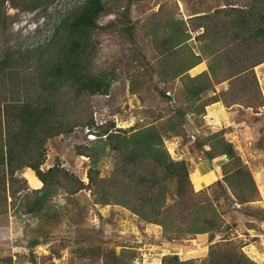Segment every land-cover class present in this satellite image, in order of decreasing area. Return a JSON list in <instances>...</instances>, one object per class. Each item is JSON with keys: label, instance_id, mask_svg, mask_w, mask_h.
<instances>
[{"label": "trees", "instance_id": "obj_1", "mask_svg": "<svg viewBox=\"0 0 264 264\" xmlns=\"http://www.w3.org/2000/svg\"><path fill=\"white\" fill-rule=\"evenodd\" d=\"M56 1L0 0V47L6 44L0 54V216L12 209L15 216H27L38 223L27 245L29 249L52 242L45 225L59 223L54 201L60 194L75 196L90 191L95 205L123 207L146 224L160 227L162 239L169 242L219 232L224 213L217 203L222 197L239 205L260 201L253 174L226 140L224 130L206 137L196 130L192 134L188 131V138H196L197 150L212 164L228 157L221 166L222 179L214 184L221 192L213 198L205 190H195L188 161L173 160L165 147L167 137L187 142L186 114L180 109L162 125L122 131L114 130L113 123H96L90 99L108 96L116 79L111 72L94 73L91 69L96 50L94 36L102 29L99 21L112 0H86L74 6L58 18L49 41L39 47L21 50L8 45L11 29L20 20L17 14H8V5L19 12L46 14ZM201 19L206 21L202 38L222 43L223 57H234L235 63L210 65L209 72L196 78L188 75L194 64L176 72L174 78L182 82L188 112L202 119L206 107L217 102L228 108L264 107L255 72L264 64V0L218 9ZM171 33L174 41L169 39L168 43L175 46L161 52L164 63H171L170 49L175 51L185 43L181 28ZM224 82L229 86L227 92L199 101L202 94ZM79 128L88 129L95 137L88 145L76 147L78 156L90 160L87 184L60 165L42 169L48 142L71 136ZM106 162L111 163L112 170L102 176L99 165ZM26 169L35 173L40 188L32 190L23 183L20 174ZM86 248L83 258L97 256L103 264H136L134 251L118 254L102 247ZM28 256L30 263L38 264L37 256ZM13 258L0 256V264H15ZM161 264L258 263L245 253L241 242H217L210 237L203 261H182L178 255H165Z\"/></svg>", "mask_w": 264, "mask_h": 264}, {"label": "rangeland", "instance_id": "obj_2", "mask_svg": "<svg viewBox=\"0 0 264 264\" xmlns=\"http://www.w3.org/2000/svg\"><path fill=\"white\" fill-rule=\"evenodd\" d=\"M84 1L86 0H57L46 14L19 12L8 5V14H17L20 19L11 29L12 37L8 45L21 50L43 45L49 41L52 27L58 18ZM250 2L251 0L110 1L107 12L99 21L102 29L94 36L96 50L91 69L94 73L111 72L116 79L108 96L90 99L96 123H113L114 130L126 131L132 127L162 125L170 117H175L176 111L180 109L186 114L184 128L187 142L178 139L173 143L169 142L170 137H167L165 147L175 161H182L186 157L181 152L184 146L186 154L188 151L191 154L198 153L200 156L193 155L194 158L197 157L198 162L203 161L205 156L197 150L193 139L188 138V131L192 134V129L188 128V103L181 80L174 78L177 71L184 69L187 54L183 50L176 55L177 51L170 49L171 63L161 62V52L155 47V40L160 36L159 29H154L153 22L156 18L158 20V16L166 9L168 17L173 20L165 33H168L167 39L172 40L174 33L171 32L184 25L181 19L187 7L188 15H191L202 11L211 13L212 9L219 5L243 7L248 6ZM5 45H1L0 54ZM171 45L174 47L175 43ZM177 48L181 51L184 45ZM259 75L261 80L258 76L257 78L263 93L264 73L259 72ZM236 106L243 107L238 108L234 116V120L242 121V124L232 125L226 130L223 128L228 133L225 138L234 146L253 174L260 192V201L239 205L232 204L224 197L220 198L217 205L224 213V224L219 232L185 236L184 239L169 242L162 239L160 227L152 225L148 228L144 221L123 207L95 205L91 192L83 191L75 196L60 194L55 198V210L60 215L59 223L53 227L45 225L52 242L32 250L27 245L38 223L27 216H15L12 209L0 216V256L13 255L15 264H32L29 256L27 257L30 253L38 257V264H103L97 256L83 258L86 247H102L118 254L124 250L134 251L136 264H161L165 255H178L182 261L201 262L208 255L210 237H215L217 242L222 239L241 242L247 255L250 251L257 252L263 261L264 245L262 246L261 242L264 240V108L255 110L244 105ZM200 121L201 119H197L196 123L199 124ZM198 128L200 135L205 137L221 131L208 127ZM94 138L88 129L79 128L71 136L63 135L51 139L47 145V158L42 169L46 171L54 165H60L87 184L90 160L78 156L76 147L88 145ZM227 161L228 157H223L216 162L217 165L210 167L219 166V169L214 168L218 178L217 169L222 175L221 166ZM188 164L195 186L198 167L190 158ZM99 170L102 176H107L112 170V165L110 162L100 164ZM202 172L200 169V173ZM20 178L32 190L41 187L35 173L29 169L22 172ZM208 183L213 189L208 186L195 190H205L214 198L216 193L221 192L220 188L214 185L216 182ZM52 248L56 251H51ZM19 254L21 258L17 257Z\"/></svg>", "mask_w": 264, "mask_h": 264}, {"label": "crops", "instance_id": "obj_3", "mask_svg": "<svg viewBox=\"0 0 264 264\" xmlns=\"http://www.w3.org/2000/svg\"><path fill=\"white\" fill-rule=\"evenodd\" d=\"M229 6H232V5H229ZM165 7H167V6H165ZM232 7H241V6L236 5V6H232ZM225 8H227V6L224 4L222 6L219 5V6L214 7L212 9L213 11L211 13H207V12L202 11V12H197V13H193L191 15H188V7H187L185 15L183 13V19H181V20H183L184 25L181 29L183 32L182 35L185 37L184 49H181V51H180L178 48H176L175 52L177 51V53H175V54L177 55L184 50L187 54L185 57V61H184V67H187L188 65H191V64L196 65L188 72V75L191 78H196L205 72H209V66L210 65L222 66V65H230V64L235 63L234 57H227V58L223 57V55H222V53H223L222 43H218V42L213 43L211 40L202 38V36L205 32L204 24L206 23V21L202 20L201 17H204L206 15H211L216 10L225 9ZM168 15H169V13L165 9V11L158 16V20H157L156 16L154 17V18H156L153 22L154 29L156 30V28H158L159 29L158 33L160 35L157 38L158 41L155 40V47H156L157 51H159V53L167 50L168 48H171V44L168 43L169 39H167L168 33H165V31L168 30L167 26L173 20L171 17H168ZM179 47L181 48L182 46H179ZM255 72H256V74H258L257 76L261 80L259 72L261 74L264 73V64L258 66L255 69ZM178 81H179V78H178ZM228 89H229V86H228L227 82H224L223 84H220V85H215L214 90L211 89V90L205 92L204 94H202L200 96L199 101H204V100L213 98L220 93L227 92ZM263 95H264V91H263ZM199 101H198V103H199ZM238 108H243V107L232 106L231 108H228V107H225L223 102L214 103V104L206 107V115L202 119L199 118V119H201L199 124L196 123L197 119H198V118H196L197 116H195V114H193L191 112H188V128H190L192 130H196L197 132H199L198 131L199 126H200V129L208 127L209 129L213 128V130H215V131L216 130H222L223 128H225V130H226L227 128L231 127L232 125L239 126L242 124L241 123L242 121L239 122L237 120L236 121L234 120V116L236 115L237 110H239ZM262 108H264V107H262ZM227 135H228V133H226V136ZM178 139L182 140V138L174 137V138H170L168 141L174 143L175 141H178ZM182 148L184 149L181 151L182 153H184L182 155L186 156L184 159L186 161H188V158L192 159L193 163L196 164L198 167V168H196L197 169L196 184L194 186L196 188V190L204 189V188L210 186L211 184H209L208 182L214 183V182H217L218 179L219 180L221 179L222 175L218 172L219 166L216 167V168H218L217 174H219V178L217 177V175L214 171L216 168L215 167H214L215 169L210 168V167H213L214 165H217L216 163L212 164L210 161L207 160V157L205 155H202V156H205V159H203V161L198 162V161H196V158L199 157L200 154L199 155H198V153L191 154L189 151H188V154H186V151H185L186 146H184ZM193 155H196L197 157L194 158ZM208 168H209V170H208ZM200 169L203 171L202 173H200ZM209 171H211V172H209ZM215 176H216V179H215ZM146 226H148V228H149V226H152V225L146 224ZM261 243L263 246L264 240H262ZM248 256L258 264L264 262V260L261 261L262 258L259 255V253H257V252L250 251L248 253Z\"/></svg>", "mask_w": 264, "mask_h": 264}, {"label": "built area", "instance_id": "obj_4", "mask_svg": "<svg viewBox=\"0 0 264 264\" xmlns=\"http://www.w3.org/2000/svg\"><path fill=\"white\" fill-rule=\"evenodd\" d=\"M193 141L196 139L194 136H192Z\"/></svg>", "mask_w": 264, "mask_h": 264}, {"label": "clouds", "instance_id": "obj_5", "mask_svg": "<svg viewBox=\"0 0 264 264\" xmlns=\"http://www.w3.org/2000/svg\"><path fill=\"white\" fill-rule=\"evenodd\" d=\"M92 136V135H91ZM95 139V138H94Z\"/></svg>", "mask_w": 264, "mask_h": 264}]
</instances>
